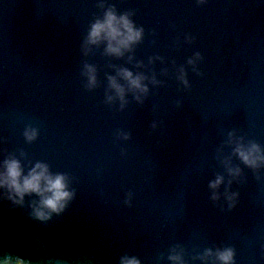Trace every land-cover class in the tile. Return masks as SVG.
<instances>
[{
    "label": "water",
    "instance_id": "obj_1",
    "mask_svg": "<svg viewBox=\"0 0 264 264\" xmlns=\"http://www.w3.org/2000/svg\"><path fill=\"white\" fill-rule=\"evenodd\" d=\"M109 9L143 30L119 56L87 42ZM238 144L264 154V0H0V166L45 164L74 193L41 221L40 196L0 189V260L264 264V163Z\"/></svg>",
    "mask_w": 264,
    "mask_h": 264
},
{
    "label": "clouds",
    "instance_id": "obj_2",
    "mask_svg": "<svg viewBox=\"0 0 264 264\" xmlns=\"http://www.w3.org/2000/svg\"><path fill=\"white\" fill-rule=\"evenodd\" d=\"M142 29H137L127 15L118 16L113 9L105 12L103 19H97L92 24L89 35V44H98L107 42L106 51L109 54L122 55L125 50H129L131 46L139 42L142 38ZM192 61H190L191 63ZM95 70L88 67L89 85L95 84ZM124 79L128 81L131 89L146 92L147 88L143 84L142 76H134L132 72L124 70L122 72ZM111 87L115 89L121 100L124 98V89L116 82L114 78H110ZM111 100V97H109ZM37 132L35 129H27L25 137L31 141L36 138ZM236 154L249 167H258L264 163V154L258 145L251 144L245 147L243 144H238ZM0 189L6 188L9 192V199L16 204H23L25 195L35 193L40 196L38 205L33 206V215L36 219L46 221L51 218L52 213L59 214L62 212L68 201L74 195L68 190L66 177L63 175H52L49 172L47 165L37 163L27 175H24L21 164L18 160L12 158L7 159L0 166ZM238 174V170H236ZM223 182L222 177L210 184L212 189L217 188ZM215 199V196L213 197ZM211 253H209L210 255ZM217 259L221 264H233V251L224 249L217 252ZM175 264H182V259L179 255L169 257ZM0 264H10V260H0ZM15 264H24L20 259L15 261ZM121 264H139L135 257H122Z\"/></svg>",
    "mask_w": 264,
    "mask_h": 264
}]
</instances>
